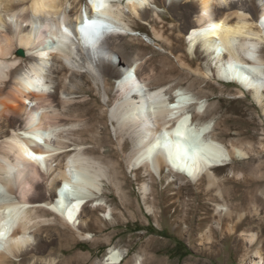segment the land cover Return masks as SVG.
I'll return each instance as SVG.
<instances>
[{"label":"bare ground","instance_id":"1","mask_svg":"<svg viewBox=\"0 0 264 264\" xmlns=\"http://www.w3.org/2000/svg\"><path fill=\"white\" fill-rule=\"evenodd\" d=\"M73 2L0 0V264L79 263L85 257L39 256L37 252L50 238L41 226L57 229L61 225L91 239L93 233L83 231L92 219L89 202L103 211L106 221H116L103 194L104 182L112 183L118 176L117 155L111 152L107 165L96 154L105 141L99 133L106 129L108 117L116 145H131L127 154L130 167L142 164L160 174L168 166L193 181L198 189L197 208L208 203L215 206L216 214L204 216V221L250 223L252 218L233 204L240 196L226 185L231 178H240L241 170L218 172L239 160L258 159L250 144L240 139L227 142L216 132V126L223 125L229 133L235 129L239 135L246 134L242 117L226 111L213 124V119L205 118V100L170 82L153 86L154 69L143 73L137 61L117 60L107 40L130 30L133 35L142 34L123 21L126 12L144 22L157 15L154 5L169 4L170 11L184 20L185 34L176 38V44L168 41V48L177 51L184 41L187 52L194 50L197 57L204 58L216 78L238 83L264 111V3L89 0V8L78 12ZM102 26L109 28L103 32V48L92 39L93 28L102 30ZM155 35L164 40L161 33ZM186 57L177 55L179 61ZM106 58L114 61L104 65L106 74L113 75V83L101 74ZM53 76L58 81L55 89L48 79ZM101 87L111 99L97 104L102 109L96 116L88 100L76 99L90 93L98 100ZM89 142L95 146H87ZM261 168L258 164L253 171ZM242 177L248 182L247 197L255 205L264 203V182L248 173ZM246 234L253 243L256 234ZM125 257L126 252L111 247L105 262L128 264ZM136 264H141L140 257ZM252 264L264 263L254 260Z\"/></svg>","mask_w":264,"mask_h":264},{"label":"rangeland","instance_id":"2","mask_svg":"<svg viewBox=\"0 0 264 264\" xmlns=\"http://www.w3.org/2000/svg\"><path fill=\"white\" fill-rule=\"evenodd\" d=\"M88 1L70 0L73 2L72 6L76 5L75 9L78 12L80 9L89 8ZM170 1L168 0V3ZM251 1L257 5L264 3V0ZM71 5L69 3V9ZM154 7L157 8L155 11L158 16H151L144 22L126 12L123 21L129 28L135 30V33L142 34L133 35L130 30L125 35L117 34L110 37L107 41L114 48L116 59L129 63L137 61L139 71L143 73H149L154 69L153 86L170 82L171 85L182 86L194 96L205 100L208 108L205 118L213 119V124L219 121L226 111L235 112L234 116L242 117V130L246 134L239 135L235 129L229 133L223 125H217L216 132L227 142L240 139L250 144L253 148L252 155L258 159L254 162L239 160L237 165H227L218 172L228 174L231 170H241V177L248 173L253 175L254 180L264 182L262 107L254 101L251 93L238 83L216 78L213 68L209 67L204 58L197 57L194 50L187 52L184 41L179 50L171 51L167 43L171 41L176 44L177 37H184L185 31L182 30L184 20L179 13L170 11L169 4L165 6L159 3L158 7L155 5ZM155 32L161 33L164 40L158 38ZM180 54L187 55L180 60L181 62L177 58ZM103 61V66L114 63L108 58ZM103 66L100 68L101 74L113 83V75L106 74ZM48 79L50 88L55 89L57 78L53 76ZM67 82H70L69 78ZM100 90L99 101L90 93L82 99H76L78 102L88 100L89 105L95 108L96 116L101 114L102 109L97 104L104 105L109 98L111 99L104 88L101 87ZM58 94L66 95L60 92ZM99 126L102 131L103 125ZM99 135L105 141L98 145L96 154L102 155L107 165L111 164L109 157L111 152L117 155L119 171L118 176L112 178L114 181L112 183L118 185L115 187L111 182L105 181L103 194L106 203L113 208L116 221L113 223L106 221L103 211L96 209L95 204L89 202L88 205L92 208L89 214L92 219L83 231L92 232L94 237L82 238L61 225L57 229L42 225L43 233L48 234L50 238L46 246L37 252L39 256L51 255L65 259L81 255L85 258L73 264H106L109 249L116 247L126 252L125 260L128 264H136L139 257L141 264H252L254 260H261L264 263V203L255 205L250 197H247L249 186L247 181H243L244 177L236 179L238 181L231 178V183L227 182L226 185L231 187L232 194L242 198L235 197L233 204L250 216L252 221L243 224L228 221L229 223L217 225L210 219L203 220L204 216L216 214L215 206L208 203L209 205L204 208H197L195 196L198 189L193 181L168 166H164L160 174L154 173L142 164L135 168L130 167L127 154L131 145L129 143L123 144L122 147L116 145L109 117L106 129ZM107 138L111 142L107 141ZM93 144L89 142L87 146L93 147L95 146ZM258 164L262 168L255 173L253 166L256 167ZM257 194L263 195L260 191ZM243 196H246V201L243 200ZM250 231L256 234L253 243L246 238V233Z\"/></svg>","mask_w":264,"mask_h":264},{"label":"water","instance_id":"3","mask_svg":"<svg viewBox=\"0 0 264 264\" xmlns=\"http://www.w3.org/2000/svg\"><path fill=\"white\" fill-rule=\"evenodd\" d=\"M20 53H22V51H20Z\"/></svg>","mask_w":264,"mask_h":264}]
</instances>
